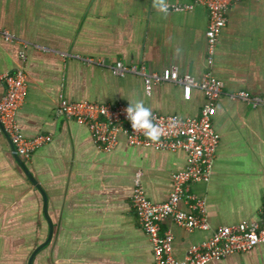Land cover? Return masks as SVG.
I'll return each mask as SVG.
<instances>
[{
	"label": "crops",
	"instance_id": "obj_1",
	"mask_svg": "<svg viewBox=\"0 0 264 264\" xmlns=\"http://www.w3.org/2000/svg\"><path fill=\"white\" fill-rule=\"evenodd\" d=\"M166 2L174 9L165 15L153 0H0V31L18 40L0 36V76L23 66L28 77L16 112L18 128L26 138L50 136L23 159L47 193L54 226L52 241L35 253L32 264H154L151 242L131 207L134 179L141 172L147 198L162 203L172 192L174 174L187 167L186 154L132 146L123 135L105 153L84 125L57 115L56 107L59 95L100 105L142 100L160 115L198 116L206 96L197 87L190 100L173 83L148 93L143 78L116 77L108 67L86 61L120 60L157 73L174 67L181 75L202 77L209 11L196 0ZM21 42H27L24 64L18 57ZM212 72L226 93L264 96V0H238L229 7ZM5 89L0 83V97ZM213 121L220 134L213 174L209 182L192 185L206 200L211 230L264 220V107L223 94ZM43 207L42 194L0 137V264H27L49 239ZM179 207L189 211L185 203ZM161 231L173 234L179 260L212 235L187 232L168 219ZM209 264H264V245Z\"/></svg>",
	"mask_w": 264,
	"mask_h": 264
},
{
	"label": "built area",
	"instance_id": "obj_2",
	"mask_svg": "<svg viewBox=\"0 0 264 264\" xmlns=\"http://www.w3.org/2000/svg\"><path fill=\"white\" fill-rule=\"evenodd\" d=\"M237 1L196 0L198 4L205 5L209 11V25L206 31L207 70L200 78L190 74L181 75L174 67L157 73L148 72L143 65H125L120 60L106 65L100 58H86L89 63L108 67L116 77L135 75L143 78L148 93L153 86L173 83L182 86L185 100H190L195 87L203 90L206 103L199 115L194 118L152 112L154 123L162 130L158 142L148 140L143 132L131 128L130 121L126 119L124 113V109L129 105L123 102L100 105V102L91 100L71 101L63 95L58 97L57 115L84 125L93 144L100 151L107 153L114 149L118 138L123 135L132 146L150 147L167 152L183 151L186 154L187 167L184 171L174 174L172 192L162 203H154L147 198L141 172H138L134 179L131 207L140 228L151 242L154 264H209L236 254L252 252L258 246L264 245V220L244 221L211 230L206 200L192 190L194 183H207L213 174V164L220 143V134L215 129L213 121L217 110V99L226 94L229 99L240 100L256 109L264 107L263 95H256L248 90L224 92L222 81L212 72L218 38L227 22V10ZM171 9L174 8L168 6V10ZM0 36L7 42H18L13 34L5 30L0 31ZM21 45L18 57L20 63L24 64L27 42H21ZM2 82L5 83L6 89L0 97V125L19 157L28 159L40 146L49 141L50 136L40 134L26 138L21 135L18 128L16 112L22 106L28 89V77L24 67L20 66L11 74L0 76V83ZM0 137L4 138L1 129ZM181 203L187 204L189 211L180 209ZM167 219L187 232L209 230L212 235L207 240L191 246L185 257L179 260L173 253V234L169 231H161V224Z\"/></svg>",
	"mask_w": 264,
	"mask_h": 264
},
{
	"label": "clouds",
	"instance_id": "obj_3",
	"mask_svg": "<svg viewBox=\"0 0 264 264\" xmlns=\"http://www.w3.org/2000/svg\"><path fill=\"white\" fill-rule=\"evenodd\" d=\"M153 7L158 12L167 14L168 4L166 0H153ZM124 113L134 131L143 132L148 140L152 142H158L160 140L162 130L154 123L151 108L146 107L142 100H137L135 103L129 102V106L124 109Z\"/></svg>",
	"mask_w": 264,
	"mask_h": 264
},
{
	"label": "water",
	"instance_id": "obj_4",
	"mask_svg": "<svg viewBox=\"0 0 264 264\" xmlns=\"http://www.w3.org/2000/svg\"><path fill=\"white\" fill-rule=\"evenodd\" d=\"M154 87V86H153ZM0 129L2 131V134L4 136V139L9 143L10 147L13 149V154L16 158V161L18 163V165L20 167H22V169L24 170V172L26 173L27 177L29 178V180L33 183V185L40 191V193L43 196V200H44V214H45V218L48 222V226H49V239H47L43 244L40 245V247L30 256V258L28 259L27 264H32V260L35 256V253L38 252L39 250L45 248L46 246H48V244L50 243V241H52L53 236V223H52V219L50 218L49 212H48V196L47 193L45 191V189L43 188V186L39 183V181L36 179V177L34 176V174L32 173V171L29 169L28 165L26 164V162L19 157V155L16 152V149L13 147V145L10 142L9 137L5 134V132L2 129V126L0 125Z\"/></svg>",
	"mask_w": 264,
	"mask_h": 264
},
{
	"label": "trees",
	"instance_id": "obj_5",
	"mask_svg": "<svg viewBox=\"0 0 264 264\" xmlns=\"http://www.w3.org/2000/svg\"><path fill=\"white\" fill-rule=\"evenodd\" d=\"M264 218V217H263Z\"/></svg>",
	"mask_w": 264,
	"mask_h": 264
}]
</instances>
